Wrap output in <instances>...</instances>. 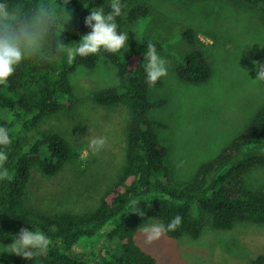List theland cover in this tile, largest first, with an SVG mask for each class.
<instances>
[{
	"label": "trees",
	"instance_id": "obj_1",
	"mask_svg": "<svg viewBox=\"0 0 264 264\" xmlns=\"http://www.w3.org/2000/svg\"><path fill=\"white\" fill-rule=\"evenodd\" d=\"M242 1L260 8L264 21V0ZM39 3L57 7L58 31L64 32L61 40L68 48L49 62H23L6 83L0 84V126L9 129L13 141L5 164L10 178L0 187L1 239L11 244L21 228H39L50 240L46 254L40 258L50 263L160 264L136 236L150 219L167 225L180 215L181 225L166 233L192 239L200 238L206 229L203 213L217 230L231 231L243 223L264 225V189L248 187L245 179L254 168L264 166V105L218 156L200 167L191 183L178 187L170 179L168 149L159 138L158 129L166 125L151 116V110L166 101L151 100L144 67L148 43L152 42L159 52L163 49L161 42L130 39L128 48L117 53L101 50L82 57L75 49L82 35L91 31L85 18L93 8L110 11V0ZM122 3L126 7L116 18L118 31L126 32L151 15L150 0ZM185 35L194 42L191 30ZM103 58L116 65L119 84L95 91L90 99L108 109L128 108L124 163L95 208L83 213L39 208L34 204L36 172L44 177L70 172L80 178L91 167L83 145L74 142L54 120L80 109L82 98L72 83V74L80 67L96 68ZM176 71L180 79L199 83L211 77L212 66L202 53L193 51L182 58ZM161 84V79L155 83ZM136 201L146 212L144 217L130 213ZM196 208L200 215L195 213ZM79 247L89 249L88 253ZM37 258L26 260L15 255L13 264H34ZM252 264H264V253Z\"/></svg>",
	"mask_w": 264,
	"mask_h": 264
},
{
	"label": "rangeland",
	"instance_id": "obj_2",
	"mask_svg": "<svg viewBox=\"0 0 264 264\" xmlns=\"http://www.w3.org/2000/svg\"><path fill=\"white\" fill-rule=\"evenodd\" d=\"M150 5L151 15L126 32L129 40L151 39L163 45L158 54L167 59L168 73L161 78V85L150 87L149 95L151 100L164 99L166 104L152 109L151 116L166 125L158 129L160 141L168 149L166 165L172 183L183 187L264 105V81L255 80L254 63L264 64V21L260 8L242 0H150ZM189 30L194 42L185 35ZM193 51L202 53L212 66L207 81L189 83L177 74L182 58ZM117 73L116 65L103 58L96 68L80 67L72 74V83L82 98L80 109L70 116H58L54 122L83 145L91 167L80 178L70 172L55 177L36 172L35 206L87 212L97 206L124 163L128 108L108 109L90 99L95 91L119 84ZM94 137H107L108 141L97 153L89 148ZM245 179L248 187L264 189V166L254 168ZM203 215L207 226L198 239L164 233L148 243L142 228L161 222L150 219L138 230L137 240L160 264H252L264 253V225L243 223L223 231L214 229L209 216ZM111 244L116 246L114 241ZM7 245L0 238V264H13L15 254L3 252ZM78 249L85 253L89 250ZM34 264L59 263L39 256Z\"/></svg>",
	"mask_w": 264,
	"mask_h": 264
},
{
	"label": "clouds",
	"instance_id": "obj_3",
	"mask_svg": "<svg viewBox=\"0 0 264 264\" xmlns=\"http://www.w3.org/2000/svg\"><path fill=\"white\" fill-rule=\"evenodd\" d=\"M124 7L126 5L122 0H110L108 12H105L103 7L91 9L85 18V24L91 31L82 35L75 49L76 53L87 57L101 50L117 53L127 49L128 32L118 31L119 25L116 22ZM64 11L71 17L66 8ZM68 23L69 21L66 25ZM58 24V9L53 4H41L39 0H0V84L6 83L23 62L33 59L49 62L55 55L66 51L68 45L61 40L64 32L58 31ZM254 63L257 71L255 80L264 81V64L259 61ZM144 67L150 86L155 85L168 73L167 59L158 54L152 42H149L146 48ZM12 142L9 129L0 126V180L10 178L5 164L8 160L7 149H10ZM107 142V137H94L89 142V148L93 153H97ZM130 213L141 217L146 215L138 201L133 202ZM181 223L182 217L176 215L167 225L156 222L144 226L142 231L147 242L151 243L164 233L176 230ZM49 244V237L39 228H21L13 237V242L4 246L3 252L34 260L46 254Z\"/></svg>",
	"mask_w": 264,
	"mask_h": 264
}]
</instances>
